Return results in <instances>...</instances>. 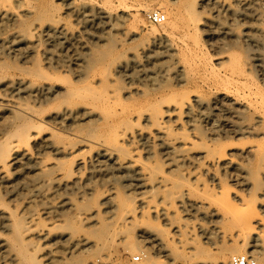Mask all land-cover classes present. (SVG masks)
Returning <instances> with one entry per match:
<instances>
[{
	"label": "bare ground",
	"instance_id": "bare-ground-1",
	"mask_svg": "<svg viewBox=\"0 0 264 264\" xmlns=\"http://www.w3.org/2000/svg\"><path fill=\"white\" fill-rule=\"evenodd\" d=\"M24 1L0 0L1 15L10 11L13 19ZM171 1L175 7L166 6V26L160 25L177 34L182 48L172 49L169 40L152 54L173 60V68L153 62L152 45L139 54L119 52L125 35L104 34L101 6L77 9L85 29L80 36L90 42L79 52L76 75L68 68L67 74L65 62L54 68L51 54L54 70L40 68L26 44L35 36L26 20V38L20 33L22 39L0 43V56L18 57L8 65L11 74L0 63L8 67H0V264H44L39 241L62 239L83 256L94 248L91 254L108 252L109 260L123 244L143 254L140 264H164L158 255H169L171 245L162 229L148 230L154 221L168 226L173 240H192L190 253L178 255L185 264L207 251L194 242L198 235L217 241L210 246L217 245L215 264L244 253L264 264V217L249 206L241 213L232 188L245 183L260 191L264 213V0ZM136 4L138 13L149 10ZM73 5L40 6L38 23L51 22L47 38L60 32V6L75 14ZM150 32L159 36L155 27ZM203 33L206 41H219L212 52L202 48ZM137 37L133 32L130 40ZM186 54L187 62L178 59ZM100 63L105 73L90 75ZM187 216L213 228L190 224Z\"/></svg>",
	"mask_w": 264,
	"mask_h": 264
},
{
	"label": "rangeland",
	"instance_id": "rangeland-1",
	"mask_svg": "<svg viewBox=\"0 0 264 264\" xmlns=\"http://www.w3.org/2000/svg\"><path fill=\"white\" fill-rule=\"evenodd\" d=\"M62 1L63 0H50V1L49 0H25L22 3V5L20 6V8L15 9V11H14L15 15L13 14L15 17H13V19L7 18V17H10L9 16L10 15V11H9V15H7V16H5V15L3 16L0 13V16H1L0 17V22L2 24H4V22H5L4 25H2L0 23L1 24L0 25V43H4L5 46H8V44L11 43V41L12 42L16 41L19 37H20V39H22L20 33H22V37H23L24 36L23 33L25 32V30L27 31V29L29 28L30 30H32V32L34 33L35 36L32 37V38H29L27 36V38H26V34H25L24 37L27 40L26 44H29V45L32 44V45H30V48H33V51L35 53L33 55H35V56L33 57L31 55V57H33L34 59L35 58L36 59L39 58V62L41 64L38 63V65H40V68L44 67V69L43 68L42 69L46 70V72L53 71L54 69H52L51 67L52 66L54 68L57 67V65L56 66H54V65H55V63L57 64L59 62L62 65L66 63L65 64L66 71L72 69V72H73V71H75L77 69L75 67V66H77V64H78L77 67L81 66L79 60H80V57L82 55L81 53L83 51V44H84V41L86 42L87 40H89L87 36H84V34L80 36V34H82V32L84 33L85 29H83L84 28V24H83L82 21H79L80 19H78L79 17L77 16V13H82L84 8L87 9V8H89V6H91V7L92 6H98V7L101 6L100 8H102L103 12L105 11L104 13H106V12L108 13V16H106L107 15V13H106V15L104 16L106 18L103 20L104 23H105V20H107L106 23H105L106 25L105 24L101 25L102 27L105 26L104 27L105 30L103 31L104 34L106 33L107 34L106 36H108L110 34L116 35L120 31V33H119L120 35L119 36L117 35L118 37H115L114 35H113V37L121 38L122 35H125V38H124V36H122V37H123V40L126 39L125 41H127V42L121 40L123 42L122 43L118 39L119 40L118 41L119 45L121 43L123 44V45H120V47L117 49L119 52L126 51V48H129V49L134 48V49H131V50L128 49L126 51V54L128 53L127 55H129V54L131 55L133 52L134 53L137 52L136 54H139L143 50L147 51V48L150 47L149 45H152L151 49L148 48L149 52L147 51L149 53L147 55H150V53L152 54L153 52H158L159 50L161 52H162V50H165L164 49V44H165L164 41H166V42L168 41L167 42V44H168L169 40L171 41L170 43H172L171 44L172 45L171 47H173L172 49H174V50L176 49V50L179 51V48L180 49L182 48L181 47V41L179 40L177 34L172 29H170V28L168 29L167 28L166 31H163V29L164 28L166 29V27H162V25H160V24L159 25L152 24L147 19V14L148 13H152V12H160L164 16H166V9H167L166 6L168 5L169 7L170 6L175 7V3H173L174 1L170 0L171 4L173 3L171 5V4H169V2H170L169 0H137L138 2L137 1L135 2L134 0H130L131 3H130L129 0H124V1H121V0H107V1H105V0H67L69 2L74 3L73 6H74V9H75V14L72 13V10L69 11L66 6H60V8L62 9L61 10V14L63 16L62 19H61L62 21L59 20L60 24H58V22H57V24L55 23V26L58 27V28H56L57 31H60V32H58L60 34V36L58 34L57 35L58 39H57V36H56V37H54V39L52 38L50 40V38L48 37L49 38L48 39L47 35L45 34V29H46V26H49L51 22L45 21V22L39 24L38 21H37L38 18H36L38 16H36V14H38L41 11V7L40 6L42 4L47 5V3L49 4V3L52 2V3H55V4L59 5L60 3L62 4ZM166 2H168V3H166ZM124 3L127 4V7H125ZM129 3L131 5L130 7L128 6ZM136 3H138V4L141 3V5H145L149 10L146 11L144 9V10H141L138 13L137 10H139L138 8H139L140 4L137 5ZM135 4H136V6H135ZM137 6H138V8H136ZM38 8H39V10H38ZM77 9L79 11H81V10L82 11L79 12ZM27 13H29V15ZM24 14L25 15L27 14L26 16H28V17H26ZM211 15H212V13H205L203 15V17L204 18H211L212 17ZM2 16L6 17V19L5 18L1 19ZM107 17H109V19L110 18L111 19L109 20ZM134 17H135V19H134ZM4 20H10V21L7 22V21H4ZM25 20H26V22H28V24L30 23L31 27L29 26L27 29H24L23 27H21V26H23L22 24H23V22H25ZM137 20H138V22H137ZM46 22H48L47 25L45 24ZM143 22H144V24H143ZM163 24L165 25V23H163ZM39 26L40 27L43 26V29H44V33L43 34L41 33V32H43V30ZM153 27H155L158 30V32H159L158 33L159 36L158 35L155 36V40L153 39L154 36L150 32ZM161 27L163 29H161ZM97 28H98V26H96L95 29H94V27H92V29H94V30H97ZM23 29H24V32H22ZM33 29L34 30H36V29L38 30L39 29V30L38 31L36 30V34H35V31H33ZM54 29H55V27H54ZM121 30H123L122 33H121ZM133 32L134 33L136 32L138 34V37L135 38V39L130 40V35H131V33L133 34ZM61 34L64 35V36H61ZM14 35H15V37L16 36L18 37V38L16 37V40L14 39ZM79 36H80V38H79ZM84 38H86V40ZM158 38L161 39V42L163 44L158 43V40H159ZM45 39H47V40L45 41ZM152 39H153V41H155L154 43H152L153 42ZM128 40H129V42H128ZM28 41H30V42H28ZM81 41H83V42L81 43ZM214 41L213 42L209 41L210 43L212 42V44H211L212 48H211L210 43L208 41H206V36L204 35V33L201 34L200 43L202 44V48L205 49V50L207 49L208 52H210V51L212 52V50H214V48L217 47V42L219 43V41H217V42L216 41L214 42ZM55 42L57 43L56 45H61V47H63V49L60 46H56ZM87 42H90V40L87 41ZM150 42L152 44H150ZM103 43L104 42H100V44H103ZM214 43H216V45ZM158 44H159L160 47L157 46ZM213 45H214V47H213ZM53 46L55 48H52ZM49 48H52V49H49ZM47 49L49 50L50 53L49 52H45ZM53 49H55V51H53ZM57 49L59 51H57ZM135 49H136V51H134ZM59 52H61L62 54H64L66 52V56L65 55L62 56L61 54H59ZM79 52H81V53H79ZM50 54L52 56L54 55L53 57H55V60L53 59L52 56H51L52 58L50 57ZM44 55H46V56H44ZM67 55H68V59L71 58L70 62H68ZM76 55H78V56H76ZM47 56H49L50 59L54 61V62L51 61V63L53 64L52 66L49 63L50 62L49 59H48L49 57L47 58ZM141 56L142 57H139L140 61L142 60L141 64L143 66H145V64L147 63L146 68H148L149 72H150V70H152V69H150V67L152 68V65L150 63H148V60L146 59V57H144V55H141ZM156 56L157 55L152 54L153 62H157V60H159L158 63L159 62L163 63L164 67L166 66L165 68H169L170 66H172L170 68H173V66H174L173 60L171 62V61H169L171 59H167L168 62H166V58H160V55L158 56L159 58L158 57L156 58ZM9 57L10 58L15 57V58L13 60L12 59L8 60ZM9 57L7 58V57H4V56H0V60H1L0 63L5 60V62H3V63H6V64L8 63L7 65H5V66H8L9 64L13 65L14 62L16 63V61H18V57H16L15 55L14 56L12 55V57L11 56H9ZM45 57H46L47 62L49 63L50 66L46 65L47 62H46ZM57 57L58 58L62 57L63 59L60 58V60H59ZM64 57H65V59H64ZM75 57H76V60H75ZM186 57L188 58V60L190 59V56H188V54H186L185 56H180V57H178V59L181 60V61H186L187 62V60H184V59H187ZM143 58L146 59V60H144ZM35 60L33 62H35ZM40 60H42V62ZM43 60H45V61H43ZM63 60H65V61H63ZM10 61L12 62V64H11ZM61 61H63V63H61ZM161 63H159V64H161ZM60 64H59V66H62ZM66 65H68V66H66ZM5 66L2 67L0 65L1 70H2V68L3 69H8L9 66L8 67H5ZM31 66H32L31 68H38V66L36 67V64H35V66L33 64H31ZM101 66L102 65L100 63L98 66L94 67L93 70H96V71L91 70L89 72L90 75H103L102 73H105V70L103 71L102 68H104V67H101ZM47 67L49 69H47ZM67 68H68V70H67ZM1 70H0V72H1ZM167 70H170V69H167ZM4 71H6V70H3L2 73ZM92 71H93V73H92ZM5 73L11 74V73H13V70L10 68ZM69 73H67V74L68 75H72L71 73L70 74ZM75 73H76V71H75ZM75 73L73 72V75L77 74V73L76 74ZM100 188L103 189L104 186L102 187V185H101ZM232 188L239 195V199L240 200L238 201L237 204L240 207L239 209H241L240 212L242 211L241 213L244 212L243 209L246 206H249V207H253V209L256 211L257 214H259L260 216L264 217V213H262L260 208L258 207V203H259V200H260V194H261L260 191H257L255 193L254 192L255 190L254 189L250 190V187L245 186V183H239L238 185H236V187H232ZM57 201L58 200H56L55 202H57ZM254 202H256V203L254 204ZM42 219H44V221L48 220L44 216L42 217ZM186 220L190 224H194V225H198V224H202L203 225V224H205L206 226L210 227V229H211V227L213 228L212 224H209V223L207 224V223H205L203 221H199L198 219L195 220V219H193L192 217H189V216L186 217ZM147 222H149V221H147ZM145 225H147V224H145ZM145 225H144V227H147L149 224L147 226H145ZM152 226H154V227H152ZM152 226L149 225L150 229L148 227V230H151L153 228L154 229H162L164 238H166V240L171 245V250H170L171 253L169 255H166V253H159L158 260L161 261L164 264H185V263H187L184 260V258H180L178 255H180L183 252H186L188 254L190 253L189 244H192V240L183 239V241H181V242L173 240L171 238V235L169 234L170 233L169 227L168 226L165 227V225L163 223H161V222L154 221V223H152ZM262 231L264 233V228H262ZM85 232L86 231H83V233H81L80 235H85L86 234ZM196 232H198V231L196 230ZM206 241H207V243H206ZM39 242H40L39 244L43 248V251L41 252V254H43L42 261H43L44 264H70V263L71 264H76V263L77 264L78 263L79 264H106V263L108 264L110 262L118 263V264H140L142 262V261L141 262H134V260H133L134 257L139 255L140 252L129 253L128 251L125 250V248L123 247V244L118 245L115 249H113L112 253L110 252V258L108 260V258H107L109 256L108 252L98 253V255L96 254V252L94 254H91L93 252L92 250L94 248H92L91 253H88L89 255L84 254V256L79 254V253L82 254V251L81 252H78L79 250L78 251L76 250L75 252L71 251V249L69 248V245L67 244L68 242L65 241V239H62V240H41ZM194 242H196L197 244L199 243V245H203L202 247L204 249L206 248L205 251L207 250L208 252L206 251L204 256L203 255L202 256H194L191 259L190 264H215V261L218 258L217 257V252L215 250L217 245L216 246L213 245L212 248L210 246H211V244H214L217 241L212 240V243H210L211 241L209 242L208 240H206L203 237H200V235H198L197 238H196V241H194ZM218 243H219L218 245H220V242H218ZM141 246H143L142 249L145 252H147L148 251L147 249L150 248V245L146 244V242L143 243ZM210 251L212 252V254L209 253ZM249 251H251V250H249ZM44 252H45V254H44ZM47 252H49V254L46 256ZM73 253H74V256H73ZM207 253H209L208 256L206 255ZM99 254H100V257L102 259L99 258ZM244 255H250V254H245L244 253ZM71 256H72V258H70ZM257 257H258L257 254L252 255V258L254 260ZM230 261H231V257L229 258L228 264L230 263ZM256 264H258V263H256Z\"/></svg>",
	"mask_w": 264,
	"mask_h": 264
},
{
	"label": "built area",
	"instance_id": "built-area-1",
	"mask_svg": "<svg viewBox=\"0 0 264 264\" xmlns=\"http://www.w3.org/2000/svg\"><path fill=\"white\" fill-rule=\"evenodd\" d=\"M147 19L152 24H162L165 22V16L160 12H152L147 16ZM143 254L134 257V262H141ZM230 264H256L254 259L250 256H234L231 258Z\"/></svg>",
	"mask_w": 264,
	"mask_h": 264
}]
</instances>
